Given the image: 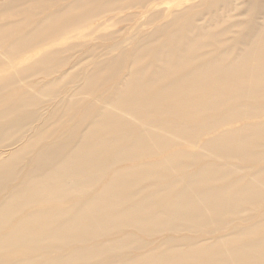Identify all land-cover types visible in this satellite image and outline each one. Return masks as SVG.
Masks as SVG:
<instances>
[{
	"label": "rangeland",
	"instance_id": "1",
	"mask_svg": "<svg viewBox=\"0 0 264 264\" xmlns=\"http://www.w3.org/2000/svg\"><path fill=\"white\" fill-rule=\"evenodd\" d=\"M72 1L27 17L25 27ZM129 1L89 0L84 13L99 9L98 17L29 52L15 54L13 38H0V76L16 74L0 92V111L14 108L0 126L32 114L18 143L38 137L0 183V264H264V58L227 71L264 31V0L151 2L145 10ZM46 52L48 61L31 65ZM166 57L168 74L136 88L134 79L148 80ZM213 62L209 81L195 76L172 88ZM119 92L136 104L116 106ZM102 139L112 142L96 162L53 181L44 198H30L36 152L83 153ZM82 182H90L83 193L59 192ZM104 192L96 208L82 213L85 201ZM110 246L114 253H98ZM190 247L193 255L178 258Z\"/></svg>",
	"mask_w": 264,
	"mask_h": 264
},
{
	"label": "bare ground",
	"instance_id": "2",
	"mask_svg": "<svg viewBox=\"0 0 264 264\" xmlns=\"http://www.w3.org/2000/svg\"><path fill=\"white\" fill-rule=\"evenodd\" d=\"M58 1L59 0H9L5 3H1L0 4V38L1 37H8V36H9V38H13L11 44L9 45V49L12 52H15V54H21L24 52H29L32 47L38 46L40 43L46 42L51 37L56 36V34L60 30H64V32L66 30H69L70 32H72L74 30H78L81 26L84 27L85 25H87L90 22V20H92L93 18H96L99 16L96 14V12L99 9L94 11V12L84 13V12H86V10H83V8H85L88 3H91V2H88L89 0L88 1L87 0H73L67 6L61 8V10L55 11L50 15L44 16L40 21H37L35 24H33L30 27H25V25H27V23L25 24V22L27 21V19H26L27 17L38 16V15L42 14L43 11H45L49 7H52ZM172 1L175 2L176 0H165V1H162V0H130L128 2V5L131 6L132 8L135 6H139L140 9L145 10L148 3L155 2L156 3L155 6H164V5L166 6L167 4H169ZM225 1L226 0H220V2H222V3L227 2V1L226 2ZM158 2H160V3L157 4ZM216 3H219V0H217ZM155 8H157V7H153L151 10H154ZM79 10H83V12H82L83 14L82 13L80 14L81 15L80 19H70L72 17H75V16H72L71 13H73L75 11H79ZM151 10H149V11H151ZM6 15H8L9 17H12V18L21 16V19H19V20H4L3 17ZM64 18H69V20H71V21L73 20V21L70 22L68 25L58 23V22H60V20H62ZM179 18L184 21V19L182 17H179ZM152 19H154L153 15H151L150 17L149 16L145 17L144 24L145 23H151L153 21ZM176 22H177V20H176ZM159 30L162 33H164L168 30V27L164 26L163 28H159ZM263 30H264V26H263ZM13 36H15V37H13ZM172 41H175V39L173 38ZM250 45H252L253 48L249 51H245V52L243 51L239 55H237V58L235 60H233L232 63L229 65V67L227 69L228 72L239 71V69L242 66H245L250 62L252 63V61H256L255 58H259V59H260V57L264 58V31L259 33L258 35H256L255 38L253 39V41L250 43ZM116 47H117V45L114 46V48H116ZM175 48H176V51L179 53V56H181L183 54V51H180L178 46H175ZM166 49H167V47H166ZM166 49L164 50V53L167 54V56H168V51ZM50 55H52L51 52L44 53L36 61H33L31 63V65H35L37 63L44 62L45 60L48 61V56H50ZM169 59L170 58H168V57H166L164 60L160 59V63L162 65L160 66L159 71L155 72L145 82L141 83L140 78L136 77L134 79L136 82L135 87L139 88L141 86H144V87L149 86L151 84H155V82L160 81L163 77H165V75L168 74V72H169L168 67H169V65H171V61ZM29 60H30V58H25V60H23V63L28 62ZM262 60H264V59H262ZM167 63H168V66H166ZM262 65H263V63H262ZM213 66H217V63L213 62V64L208 65L204 70L198 69V70H195V71L188 73L180 81L178 79L179 82H175L172 85L173 86L172 88L173 89L175 88V90H176V88H178L180 83L187 82L188 80H191L195 76H196V78H200L201 76H203L204 80L206 79L209 81L210 78L207 76V73H209V70ZM221 68H222V65H221ZM25 69H27V68H22V72L26 71ZM247 70H246V72H247ZM249 71L250 72L251 71L258 72V71H256L255 68H251V69H249ZM46 72H48V71H46ZM242 73H243V71H242ZM15 75L16 74H6L4 76H0V92L5 87L12 85L11 80H12L13 76H15ZM212 75H213V73H212ZM254 80H255V78H254ZM211 83L212 82H210V84ZM212 87H213V85H212ZM154 92H155V90H154ZM254 92H256V91H254ZM118 95L119 96L117 97V102L115 103L116 106L117 105L118 106L124 105L126 103L132 104L134 101L133 98L126 99L122 92H119ZM166 95H168V94H166ZM158 96H162V95L159 94ZM261 97H262V94H261ZM134 103L136 104V101H134ZM176 103H178V102H176ZM156 104H158V103H156ZM9 105L10 104H7V106H4L3 109L0 111V119L6 118V117H8L14 113V108L12 107V105L11 106H9ZM158 107H157V109H158ZM165 111H167V110H165ZM248 112H249V110H248ZM103 119H102V121H103ZM30 120H33L32 114H25L20 119H17V121L13 120V122L11 121V123H9V124H3V126L2 125L0 126V156L4 153V151H6V150L9 151L7 153V155L0 161V183H4V182L9 181L10 176H12V172L10 171L9 167H10V163L15 159V157L24 153L26 150H30L32 148V146L35 145V141L38 139V137H36V136L28 135L27 141L25 143H21V144L18 143L20 141L19 135L24 132V130L26 129L25 124L27 122H29ZM19 121H20V123H18ZM117 124L119 125V123H117ZM93 126H95V128L101 129L102 123H94ZM10 128H15L17 130V132L12 133V134H8V131ZM93 133H95V131L94 132L90 131L87 134V136L88 135L90 136ZM10 139H11V143L7 146L4 145L3 141L10 140ZM110 142H112V140L102 139L95 147H93L91 149L84 150L83 153H81V152L77 153V151H75V152H68L67 154H65V153H63V150L61 148H54L52 150L45 148L42 151L36 152V154L32 158V169H31V171L27 177L28 181L32 184V187L35 184V189H33V191L31 192L30 198L31 199L32 198L33 199L40 198V197L44 198V195H46L50 191L54 190L53 185H55V184L53 183V181L54 182L61 181L62 177L66 173L75 174V173L79 172L80 170H82L83 168L88 167L92 163L96 162L98 160L100 154L103 152L104 148H106V146H108L110 144ZM156 147H157V145H156ZM89 185H90V182H82V183L75 185L71 188L69 187L68 189H63V191L60 190L59 192H60V194L61 193L67 194L68 192L83 193V191H85L89 187ZM105 194L106 193L104 192L102 194L96 195L92 199L85 201L83 203L84 207L82 208V211H84V212H82V213L91 212V210H90L91 208H96V206L101 201V199L105 196ZM243 195H244V193H243ZM199 200H200V198H199ZM103 203L104 202H102V204ZM196 206H198V205L196 204ZM9 209H11V208H9ZM177 209H178V207H177ZM102 210L103 209H99L97 212L101 214V213H103ZM209 211H211V210H209ZM0 212H1V208H0ZM169 225H171V224H169ZM191 247H193V246H191ZM191 247L186 252L178 253V255H177L178 258H184V257H187L189 255H193L195 249H192ZM55 249L57 250V248H55ZM114 250H116V248H113L112 246H110V247L105 248L104 252H98V253L103 254V255H107V253H114ZM175 251L176 250L173 249V252H175ZM197 252H198V250H197ZM73 255H74V253H73ZM94 255H97V254H94ZM94 255L92 254L91 257H93ZM75 256H77V255H75ZM97 256H99V255H97ZM247 256H248V254H247ZM154 261H155L154 259H149V260L140 261L138 264H154ZM131 263H133V262H131Z\"/></svg>",
	"mask_w": 264,
	"mask_h": 264
}]
</instances>
